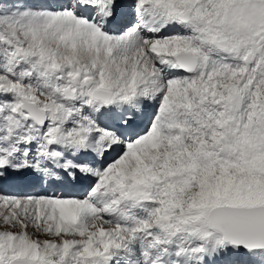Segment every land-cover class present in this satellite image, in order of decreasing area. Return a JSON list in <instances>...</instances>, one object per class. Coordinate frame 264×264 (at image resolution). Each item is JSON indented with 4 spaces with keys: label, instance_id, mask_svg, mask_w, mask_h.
Instances as JSON below:
<instances>
[{
    "label": "snow or ice",
    "instance_id": "1",
    "mask_svg": "<svg viewBox=\"0 0 264 264\" xmlns=\"http://www.w3.org/2000/svg\"><path fill=\"white\" fill-rule=\"evenodd\" d=\"M0 264H264V0H0Z\"/></svg>",
    "mask_w": 264,
    "mask_h": 264
}]
</instances>
